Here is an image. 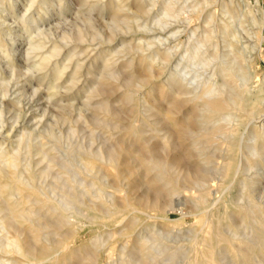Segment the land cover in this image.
<instances>
[{"label":"rangeland","instance_id":"obj_1","mask_svg":"<svg viewBox=\"0 0 264 264\" xmlns=\"http://www.w3.org/2000/svg\"><path fill=\"white\" fill-rule=\"evenodd\" d=\"M221 1L0 0V153L17 164L1 165L0 185L12 171L15 214L27 215L0 224V264H264V92L259 111L227 108L216 125L169 80L210 81L213 67L185 55L196 42L229 53L233 39L236 82L264 86L256 0ZM99 193L120 216L102 217ZM52 202L87 226L58 225ZM16 237L22 253L7 245Z\"/></svg>","mask_w":264,"mask_h":264},{"label":"bare ground","instance_id":"obj_2","mask_svg":"<svg viewBox=\"0 0 264 264\" xmlns=\"http://www.w3.org/2000/svg\"><path fill=\"white\" fill-rule=\"evenodd\" d=\"M245 1H243V3ZM230 2H231L230 0H222L221 1V5L223 6L222 8L226 9L229 6ZM248 3H246L247 5L245 4L246 8L249 5ZM256 5H257L256 10H258L259 13L261 14V16L259 15L260 17L259 30H261L262 27H264V13L262 11V8L259 6L257 0H256ZM206 18H207L206 22L208 23V25H210L213 22V18H214L212 13L211 12L208 13ZM221 28L227 31L229 26L225 23H222ZM194 37H195V31L191 30L190 38L193 39ZM203 37H204L203 38L204 41L206 40V42L210 44V41H211L210 33L205 34ZM225 42L229 46V50H230L229 53L223 52L221 54H216L214 53L216 52L215 51L216 47L211 45L213 53L207 54L209 51L208 46L206 45L204 46V43L196 42L195 46L191 49L190 53H187L185 55L186 59H188L189 62L190 61L191 62H203L204 66L213 67V71L214 70L215 71L213 72L214 75L212 76L214 77L212 78L211 76L212 79L210 81L208 79L210 77L203 79L202 77L199 76L200 74L197 71L193 73L194 75H191L190 71H187L184 73H178L174 71L173 73L169 74L171 88L173 85H177V87L182 88L184 90L180 94L182 98H186L187 100L201 101L200 107H197L195 105L194 109L198 111L200 117L207 116V118L213 119L216 125H221L223 122H226V121L228 122L230 120L229 117L224 118L222 115V111H224L227 108L240 109L243 107L245 108L249 107L250 108L249 115H252L253 113H255V111H259V109L263 107L262 101H261V95L264 92V86L261 85L255 88V91H254L248 86H243L236 82L235 69L231 62L243 60V57L237 51L235 52V49H233V43L235 42V40L227 39L225 40ZM225 80H229L232 83L233 92L237 91V92L232 93L231 97L226 96ZM97 157H98L97 155H93V154L90 155L91 159L92 158L95 159ZM7 159L8 158H6L5 153L1 152L0 153V178L4 177V174L1 171L2 164H6L7 165L6 167H9L11 170H12V167L14 169H16L17 167L16 166L17 164L15 162H12V159H8V160ZM91 159L87 160V164L91 163ZM85 194H86L85 191H82V195H85ZM11 196H12V171L10 174V182H7L4 185H0V224L3 225L5 229H12V226L17 221L16 219L20 220V222H23L25 221V218H27V215L25 216V214L23 215L15 214V205L12 204L13 201H11ZM92 198H93L92 203L98 200H102V203H104L105 212H103L102 217H108L110 213L118 214V216L121 215L120 211L116 210V205L114 203V194H108L104 196L102 193H99L97 195H93ZM73 201L79 202V205L84 207L85 209L95 210V207L94 208L88 207L84 203L83 199H79L75 197ZM219 201L220 200H216L212 204V206L218 204ZM52 204H53L52 206L53 213L55 214L58 225L70 226L74 228V230L76 231L79 229H84V227L87 226L85 223L81 221V219L85 217V212H83L82 214L80 213L74 214L73 212H68L66 207L61 205V203L52 202ZM63 204H66V203L63 202ZM133 211H137V210L133 209ZM138 221H139V218L137 217L133 218L134 223H137ZM213 223H214V220L210 219L206 222V226L210 227L212 226ZM3 232H5L4 229H3ZM32 238L37 239V240L40 239L36 233L32 234ZM99 238H100L99 236L95 237L91 241L92 248L95 249L96 251L99 250L102 246L106 247V245H103L104 242H101ZM12 243L17 244L19 251L22 253L23 250L19 245L20 243H18L17 237L14 239H10L7 245L12 246ZM120 251L124 252V248H121ZM2 264H11V262L9 260H5L2 262ZM192 264H199V263L198 261L193 260ZM213 264H217L215 260L213 261Z\"/></svg>","mask_w":264,"mask_h":264}]
</instances>
